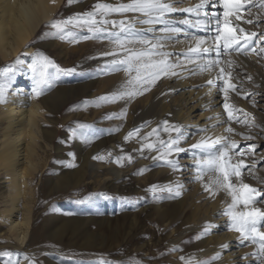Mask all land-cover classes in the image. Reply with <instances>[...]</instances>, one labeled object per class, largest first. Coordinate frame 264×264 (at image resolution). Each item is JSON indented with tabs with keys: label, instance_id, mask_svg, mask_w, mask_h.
Listing matches in <instances>:
<instances>
[{
	"label": "bare ground",
	"instance_id": "obj_1",
	"mask_svg": "<svg viewBox=\"0 0 264 264\" xmlns=\"http://www.w3.org/2000/svg\"><path fill=\"white\" fill-rule=\"evenodd\" d=\"M64 1L55 0L53 3V0H0V69L15 65V75L12 76L5 93L6 102L0 103V185L3 189L2 201L6 203L5 206L0 207V225H6L7 236L13 240L12 246L17 248L15 254L18 260L21 261L22 257V252L18 249L25 245L29 236L27 191L39 177V170L42 168L40 166H44L45 163L41 164L43 161L41 152L45 153L52 149L58 154L63 150L65 147L62 144L52 146L50 142L57 134L54 124L58 125L59 120L68 122L82 116L87 123L98 120L107 126L111 133L100 138L88 137L82 141L79 136L74 135L75 150L81 152L75 161L79 162L80 166L74 170H63L54 180L50 178L52 182L60 184L72 179L84 178L86 183L103 184L117 189L119 184H124L134 170L151 166L150 174H140L136 177L138 182V186L134 188L136 193L141 192L144 187L151 191L152 185L158 186L157 191H160V188L172 186L174 188L172 193L175 196V184L182 185L177 199L155 204L150 202L145 205L146 208L151 209L152 219L149 221L163 223V231L155 233L151 226H148L147 230L141 229L138 237H133L130 251L141 254L144 258L149 254L148 250L150 251L159 243H164L166 263L163 264H186L189 258H192L193 264L197 261L209 262V264H259L257 257L252 255L258 250V245L250 241L241 242L240 234L230 229L229 217L223 214L228 204L231 203V198L223 191H218L215 195L210 191H205L204 184L208 182L207 174L203 181L196 179L197 170L193 151L199 155L200 150L172 154L170 158L178 159L182 166L180 171H173L163 161H153L152 157L157 155L156 151L145 149L143 154L138 151L145 142L143 138L152 133L154 129L156 131L148 137V142L156 143L157 146H159V140L167 141L170 134L174 137L175 132L169 134L164 131L163 122L168 121L169 125L181 128V132L186 137L181 146L185 149H190V145L202 140L211 142L220 139L223 143L222 138L228 137L229 141L234 140L239 145V148L234 151L244 152L241 146L245 142L239 144L238 137L235 135L237 122L227 120L222 106L225 102V93L220 91L224 87V81L229 79L227 73H231V66L227 62L235 60V55L221 58V65L226 69V74L223 76H218V69H214L211 73H200L196 69L197 74L192 75L186 69L177 68L179 75L161 77L149 91L142 95L113 101L112 94L122 90L125 81L129 79L126 72H113L105 67L106 62L112 57L103 56L102 53L110 51L114 45L107 40L83 39L84 36L90 35L87 27L71 25V29L65 31H70L75 36H68L64 40L59 38L57 42L60 43V49L65 56L76 57L73 69L84 71L95 69L94 73L89 74L86 80L77 85L75 89L58 87L51 96L39 98L32 91L34 74L28 67L34 60L32 52L36 45L32 43V39L45 22L62 11ZM122 2L127 3L128 0H73L63 12V20L74 17L77 13L92 11L97 3L116 5ZM200 2L201 0H182L176 7H194ZM212 10L222 12L219 4L215 9L209 8V11ZM121 18L115 14L110 17V19ZM170 18L195 19V13L186 17V14L177 12ZM178 26L186 28L183 25ZM244 29L248 31L246 27ZM186 31L191 34L189 39L185 40L183 32L177 34L182 42L169 44L167 51L184 52L189 45L194 44L192 36L212 37L215 35V32L207 33L190 28H186ZM211 44L212 39L209 38L207 45ZM250 54H244V58L248 60L253 58ZM18 57L24 62L23 64L15 63ZM184 63L187 69L195 68V65L187 64V61ZM236 74L239 76L242 72L239 70ZM208 79L214 80L213 86L206 83ZM3 82H5V76L0 75V83ZM231 83L235 86L239 85L232 76ZM238 89L239 87L227 93L228 103L236 109H245L248 104L246 101L237 99L236 92H242L244 97L250 96L249 100L252 102L264 101V89H251L252 93L249 92V94H247L249 90L243 92ZM67 97L75 98V100L78 99L77 97L83 98V102H78L73 106L71 118L65 116L68 113L71 114V111L64 112V109L61 110V104L58 103V101L60 103L66 101ZM101 97L108 99L101 100L99 99ZM259 107L264 110L263 103ZM50 113L55 116L49 117ZM62 113L65 115L62 116ZM237 114L240 117V114ZM259 114L264 116L262 111H259ZM218 116L219 119H217ZM229 126L235 129V133L226 131ZM136 129H139L138 133L125 140L128 133ZM60 136L66 137V134L62 132ZM129 155L133 158L131 163L127 160ZM98 156H104V160L93 159ZM119 157H124V159L118 163ZM242 157L232 154L233 163L244 159L251 168V172L248 170L243 172L244 182L264 190V187H260L254 181L252 175L253 165L262 163L264 155H261L255 162ZM212 190L216 191L215 186H212ZM19 202H22V205H19ZM261 202L258 201L255 207L261 206ZM82 221L99 223L101 231L105 234L97 239L93 234L94 230H87V236L83 238L84 243L92 248L96 244L101 246L105 242L108 245L117 242L118 232L121 235L127 234L129 238L128 234L134 227L142 226V220L137 212L134 213L131 222H127L123 217L121 222L115 223L107 216L76 218L71 223L78 224L77 230ZM206 224L212 227L205 235L203 230ZM62 225L65 227L66 223ZM144 233L149 234L146 241L140 237V234ZM196 233L199 241L193 244L182 243L185 237ZM225 244L228 247L222 248L221 245ZM217 254H219L218 257ZM181 257L184 259L182 260ZM214 257L217 258L213 259ZM162 259L156 256L153 262L162 264L160 262Z\"/></svg>",
	"mask_w": 264,
	"mask_h": 264
},
{
	"label": "snow or ice",
	"instance_id": "obj_2",
	"mask_svg": "<svg viewBox=\"0 0 264 264\" xmlns=\"http://www.w3.org/2000/svg\"><path fill=\"white\" fill-rule=\"evenodd\" d=\"M72 2L73 0H68L69 5ZM180 2L182 0H128L127 3L122 2L116 5L97 3L92 11L77 13L74 17L63 21H53L51 27L58 29L56 34L62 40L68 36H75L74 33L65 31L68 25L87 27L90 35L84 36L83 39L107 40L114 45L113 49L102 53L103 56L112 57L111 60L106 62L105 67L113 72L124 71L129 79L125 81L122 90L112 94L111 99L113 101L142 95L144 92L149 91L161 77L179 75L176 71L177 68L186 69L192 75L197 74L196 69L200 73H211L214 69H218V76H223L226 74V69L221 65L222 57L229 56L232 52L247 54L249 50L256 51L251 45L258 34L246 32L243 27L234 23V21L243 20L242 13L248 10L249 6L264 8V0H259L258 4H254V0H201L194 7H176ZM53 3H55V0H53ZM217 4L221 6L222 12L209 11V8L215 9ZM177 12L186 14V17L195 13V19L175 20L170 18ZM113 14L122 18L110 19ZM128 14L132 15L129 16ZM244 22L247 24L253 23L251 19L244 20ZM178 25L207 33L215 32V35L212 37L192 36L194 44L189 45L184 52L173 53L167 51V47L173 42L176 44L182 42L177 34L183 32L185 40H188L191 35L186 31V28ZM209 38L212 39L211 45H207ZM259 38L264 40V34H260ZM260 51L264 52V48H261ZM34 55L35 59L28 67L34 74L32 91L36 96L42 94V85L51 86L53 74L49 71L50 68H55L57 72L75 71V69L59 68L51 59L41 53ZM184 61H187V64L195 65V68L187 69ZM15 63L23 64L24 62L18 57ZM227 63L231 66L232 61ZM0 75L5 76V82L0 83V103H4L6 102L5 93L11 83L12 76L15 75V65L0 69ZM227 76L229 79L224 81V87L220 89L221 92L225 93V102L222 106L227 120L246 123V121L240 120L237 114L242 110L236 109L228 103L227 93L229 90L235 91L236 86L231 83L230 72L227 73ZM248 79L251 80V77H248ZM206 83L213 86L214 80L208 79ZM99 99L106 100L108 98L101 97ZM249 115L244 113L245 117ZM217 119H219V116ZM163 123L165 132L169 134L175 132L176 135L173 137L170 134L167 141L159 140V146H157L156 143L148 142V137L156 131L154 129L152 133L143 138L145 142L142 143L138 151L141 154L145 149L156 151L157 155L152 157L153 161H163L173 171H180L182 166L178 159L170 158L172 154L200 150L199 155L193 151V159L196 161L195 168L197 170L196 179L203 181L207 174L208 182L204 184L205 191H210L213 195L218 191H223L231 198V203L228 204L226 211L223 213L229 217V227L240 234L241 242L250 241L252 244L258 245V250L252 255L257 257L259 264H264V231L261 230L264 227V209L255 207L258 201H264V190L244 182L243 172L245 170L251 172V168L245 163L244 159H240L235 163L232 162V154L245 156L247 153L234 151L239 148V145L234 140L229 141L228 137L222 138L223 143L220 139L211 142L202 140L190 145V149H185L181 146L182 142L186 140L181 128L169 125L168 121ZM138 131L139 129L129 132L125 140L136 135ZM226 131L235 133V129L231 126L227 127ZM236 134L243 135L242 133ZM244 138L252 139L251 136H245ZM250 147L253 151L255 150L254 145ZM93 159L104 160V156L93 157ZM123 159L124 157H119L117 162L119 163ZM132 159L130 155L127 157L129 163L132 162ZM212 186H215L216 191L212 190ZM157 187L152 185L150 190L156 192ZM181 187L182 185L179 183L175 184L176 196L180 195L179 189ZM159 190L172 193L174 188L166 186ZM210 227H212L210 224H206L203 234L206 235ZM221 247L227 248L228 246L225 244ZM0 255L10 258L13 253L5 251ZM181 259L183 260L184 257H181ZM5 264H20V261L8 260ZM186 264H193L192 258H189ZM196 264H209V262L197 261Z\"/></svg>",
	"mask_w": 264,
	"mask_h": 264
},
{
	"label": "rangeland",
	"instance_id": "obj_3",
	"mask_svg": "<svg viewBox=\"0 0 264 264\" xmlns=\"http://www.w3.org/2000/svg\"><path fill=\"white\" fill-rule=\"evenodd\" d=\"M258 3L259 0H254V4ZM68 5V0H65L61 8L62 11L45 22L32 39V43L36 45L32 52L33 58L35 59L34 54L41 53L51 59L61 69H73L76 57L64 55L60 49V43L57 42L59 39L56 34L58 29L51 27V24L53 21H63V12ZM242 15L244 17L240 21L242 23H235L239 24L240 27H246L248 30L246 32L248 33L256 32L258 34L251 45L256 51L249 50L247 52V54L251 53L250 55L253 56L250 60L244 58V53L232 52L235 55V60H231L230 71L233 79L239 83L236 88L239 87L243 92L249 90L247 93L249 94V92L252 93L251 89H264V52L260 51L261 48H264V40L259 38L260 34H264V8L249 6L248 10L243 12ZM247 19H251L253 23H245L244 20ZM68 29H71V25H68L65 30ZM93 70L75 69L73 72H57L55 68H50L49 71L53 74L51 86L42 85V94L39 95V98L51 96L58 87L75 89L77 85L86 80L89 74L94 73ZM239 70L242 74L238 76L236 73ZM248 77H251V80ZM235 94L237 99L248 102L245 109L242 108V111L239 112L240 120H244L246 123H237L236 125V133H242L243 135H237L236 133L235 135L238 137L239 144L245 142L241 147L244 148V152L247 155L242 158L255 162L261 155H264V116L259 114V111L264 113V110L259 107L260 104H264V101L252 102V100H249L250 96L247 97L246 95L244 97L242 92H236ZM67 98L62 103L58 101L61 104V110L64 109V112L71 111L73 106L83 99L80 97H77V100L75 98ZM244 113L250 115L245 117ZM63 114L65 115V113L61 115L63 116ZM49 115V117L55 116L52 113ZM65 116H70L71 118L72 111L71 114L68 113ZM59 122L58 125L54 124L57 134L50 142L52 146L60 143L65 148L58 154L52 149L45 153L41 152V158H43L41 164L45 162L44 166H40L42 167L41 169L39 167L40 175L27 191L30 227L25 245L18 249L22 252L20 264H105V262L107 264H137V262L139 264H155L153 259L156 256L163 258L160 261L163 264L166 258L164 257V243H159L150 251L148 250L147 253L149 254L144 258L141 254L130 251V245L133 244V237H138L139 231L141 229L147 230L148 226H151L155 233L163 231V223L149 221L152 219V213L151 209L146 208L145 205L150 202L154 204L170 202L177 199V196H174L173 193L166 194L163 191H149L145 187L139 193L134 191V188L138 186L136 177L140 174H150L151 166L134 170L124 184H119L120 186L117 189L103 184L86 183L84 178L81 179L82 181L72 179L60 184L52 182L50 178L54 180L63 170H74L80 166L79 162L75 161L81 152L75 150L76 141L74 135L79 136L82 141L83 139H88V137L100 138L111 133L110 129L98 120L87 123L82 116L81 118L71 119L68 122H65V120H59ZM62 132L66 134V137L63 136L62 138L60 136ZM90 133L92 134L91 136ZM245 136H251L252 139H245ZM252 145L255 146L254 151L250 147ZM252 175L254 181L260 187H264V161L258 164L255 163ZM2 190L0 185V207L6 204L2 201ZM261 204L258 208L264 209V201ZM19 205H22V202H19ZM135 212L139 213L142 226L134 227L128 234L129 238L127 234L121 235L118 232L117 242H112L111 245L105 242L106 244L103 243L101 246L96 244L92 248L84 243L85 240L83 238H86L88 229L94 230L93 234L97 239L105 235L101 231L99 223L82 221L81 224L79 223L80 227L77 230L78 224L73 225L71 223L76 218H101L107 216L115 223L121 222L123 217L127 222H131ZM59 215L61 217L58 218ZM64 222L66 223L65 227L62 225ZM6 229V225H0V253L10 251L13 255L10 258L0 255V264H5L8 260L13 262L18 260L15 254L17 248L12 246L13 240L7 236ZM261 229L264 230V227ZM113 237L115 238V236ZM140 237L146 241L149 238V234H140ZM185 238L182 242L183 244H193L199 241L197 233Z\"/></svg>",
	"mask_w": 264,
	"mask_h": 264
}]
</instances>
